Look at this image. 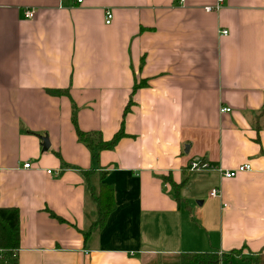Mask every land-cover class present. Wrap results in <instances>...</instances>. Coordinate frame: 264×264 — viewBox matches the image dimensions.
Here are the masks:
<instances>
[{
    "label": "crops",
    "instance_id": "obj_1",
    "mask_svg": "<svg viewBox=\"0 0 264 264\" xmlns=\"http://www.w3.org/2000/svg\"><path fill=\"white\" fill-rule=\"evenodd\" d=\"M215 3L0 0V208L19 210V264L264 255V0ZM74 117L126 136L89 147ZM102 182L115 209L86 239Z\"/></svg>",
    "mask_w": 264,
    "mask_h": 264
},
{
    "label": "trees",
    "instance_id": "obj_2",
    "mask_svg": "<svg viewBox=\"0 0 264 264\" xmlns=\"http://www.w3.org/2000/svg\"><path fill=\"white\" fill-rule=\"evenodd\" d=\"M138 87L137 85L135 86ZM132 103H130L125 110V114L130 110ZM74 123L77 127V134L79 139L86 143L89 147L95 145L100 150L114 148L119 140L126 136L124 131V121L121 127L111 140H104L98 132H85L81 130L74 117ZM88 174V171L85 172ZM170 177H165L168 179ZM172 181V179L170 178ZM174 183V182H173ZM175 185V183H174ZM180 185L176 184V188ZM92 197L97 205V219L94 221L90 230L84 234L87 239L90 235L91 229L94 227L102 228L107 221L109 215L115 209L114 188L112 184L102 182L98 193L91 191ZM20 248V213L18 209H2L0 208V261L5 264H19L18 258L15 255ZM239 254V251H232L230 256ZM226 257H223L218 252L208 253H186L174 257H160L158 260L152 261L149 264H221ZM257 264H264V255L261 254L258 258Z\"/></svg>",
    "mask_w": 264,
    "mask_h": 264
},
{
    "label": "built area",
    "instance_id": "obj_3",
    "mask_svg": "<svg viewBox=\"0 0 264 264\" xmlns=\"http://www.w3.org/2000/svg\"><path fill=\"white\" fill-rule=\"evenodd\" d=\"M78 3H82L83 0H76ZM184 1V0H181ZM225 0H216V3L214 5H209L206 6L205 9L207 11H214V10H219L223 4H224ZM36 14V11L33 9H28L25 11V15L28 18H33ZM113 19V12L111 10H107L106 11V22L107 24H110L112 22ZM224 34H227L228 31L227 30H223ZM231 108L230 107H223L221 109V111H230ZM25 167H31V163H26L24 164ZM212 166L211 164L207 161V160H202V159H198V160H194L191 163V167L190 170L191 171H204V170H209L211 169ZM253 169L252 164L250 163H244L239 165L237 168L234 169H224V168H220L219 171L220 173L226 177V178H231V177H235L237 174L241 173V172H246V171H251ZM48 172H51V170H49ZM211 196H218L219 195V190L217 188H214L211 191Z\"/></svg>",
    "mask_w": 264,
    "mask_h": 264
},
{
    "label": "water",
    "instance_id": "obj_4",
    "mask_svg": "<svg viewBox=\"0 0 264 264\" xmlns=\"http://www.w3.org/2000/svg\"><path fill=\"white\" fill-rule=\"evenodd\" d=\"M43 149L46 151L50 148V140L47 136L43 137Z\"/></svg>",
    "mask_w": 264,
    "mask_h": 264
},
{
    "label": "rangeland",
    "instance_id": "obj_5",
    "mask_svg": "<svg viewBox=\"0 0 264 264\" xmlns=\"http://www.w3.org/2000/svg\"><path fill=\"white\" fill-rule=\"evenodd\" d=\"M155 260H158V258L157 259H154L153 261H155Z\"/></svg>",
    "mask_w": 264,
    "mask_h": 264
}]
</instances>
